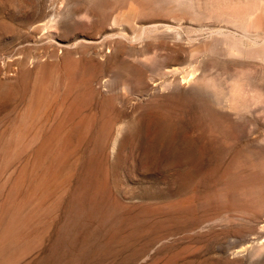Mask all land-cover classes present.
Wrapping results in <instances>:
<instances>
[{
	"label": "rangeland",
	"instance_id": "obj_1",
	"mask_svg": "<svg viewBox=\"0 0 264 264\" xmlns=\"http://www.w3.org/2000/svg\"><path fill=\"white\" fill-rule=\"evenodd\" d=\"M264 0H0V264H264Z\"/></svg>",
	"mask_w": 264,
	"mask_h": 264
},
{
	"label": "bare ground",
	"instance_id": "obj_2",
	"mask_svg": "<svg viewBox=\"0 0 264 264\" xmlns=\"http://www.w3.org/2000/svg\"><path fill=\"white\" fill-rule=\"evenodd\" d=\"M218 45L215 46V50L220 53L228 54H245V55H253L264 57V48L256 50L255 48L247 50L245 47L239 45L238 43L230 40H221L218 41Z\"/></svg>",
	"mask_w": 264,
	"mask_h": 264
}]
</instances>
